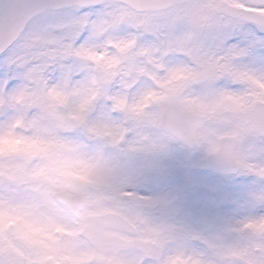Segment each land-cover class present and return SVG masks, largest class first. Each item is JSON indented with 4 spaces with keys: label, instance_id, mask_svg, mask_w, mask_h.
Returning a JSON list of instances; mask_svg holds the SVG:
<instances>
[{
    "label": "clouds",
    "instance_id": "obj_1",
    "mask_svg": "<svg viewBox=\"0 0 264 264\" xmlns=\"http://www.w3.org/2000/svg\"><path fill=\"white\" fill-rule=\"evenodd\" d=\"M185 8L197 34L264 18L260 0ZM202 55L157 73L135 49H114L111 64L93 53L78 82L28 81L0 95V264H264V213L195 231L155 218L159 202L134 189L145 167L137 155L170 144L264 179V72Z\"/></svg>",
    "mask_w": 264,
    "mask_h": 264
},
{
    "label": "snow or ice",
    "instance_id": "obj_2",
    "mask_svg": "<svg viewBox=\"0 0 264 264\" xmlns=\"http://www.w3.org/2000/svg\"><path fill=\"white\" fill-rule=\"evenodd\" d=\"M186 0H0V95L28 81L78 82L88 72L82 58L135 49L154 71L170 58L199 63L208 50L204 33L187 26ZM264 5V0H260ZM240 21L239 23H243ZM264 31V18L257 22ZM215 54L235 57L218 45Z\"/></svg>",
    "mask_w": 264,
    "mask_h": 264
},
{
    "label": "rangeland",
    "instance_id": "obj_3",
    "mask_svg": "<svg viewBox=\"0 0 264 264\" xmlns=\"http://www.w3.org/2000/svg\"><path fill=\"white\" fill-rule=\"evenodd\" d=\"M227 30L238 31L242 35L233 38V42H227ZM202 42L209 51H216L221 43L224 48L242 51L240 60L235 59L237 66L264 72V36L254 37L250 28L244 30L237 23L217 25L204 33ZM170 62L174 63L175 60L170 58ZM219 87L225 86L222 84ZM188 157L190 164L180 165L170 147L154 157L137 155V160L149 165V168L147 165L148 169L144 167L140 179L134 184V189H143L139 192L148 199L146 192L154 197L161 189L168 206H172L171 195L173 201H177L178 197L177 202L181 206L164 211L163 215L155 218L167 216L188 229L211 232L244 217L264 213V206L258 203L259 199L264 198V179L249 173L237 178H223L199 172L194 174L190 170L203 158L202 153L196 149ZM256 159L258 162L264 161V144L257 146ZM174 212L180 214L178 218L173 216Z\"/></svg>",
    "mask_w": 264,
    "mask_h": 264
},
{
    "label": "water",
    "instance_id": "obj_4",
    "mask_svg": "<svg viewBox=\"0 0 264 264\" xmlns=\"http://www.w3.org/2000/svg\"><path fill=\"white\" fill-rule=\"evenodd\" d=\"M203 167H204V168H205V167H207V168H212V169L215 168V167L212 166V165L209 166L207 162H204ZM219 171H221V170H219ZM221 172H222V173H233V172H224V171H221Z\"/></svg>",
    "mask_w": 264,
    "mask_h": 264
},
{
    "label": "flooded vegetation",
    "instance_id": "obj_5",
    "mask_svg": "<svg viewBox=\"0 0 264 264\" xmlns=\"http://www.w3.org/2000/svg\"><path fill=\"white\" fill-rule=\"evenodd\" d=\"M237 23H239V22H237ZM240 24L247 25L246 22H243V23H240ZM179 147H180V146H179ZM180 148H181V147H180ZM151 212H154L155 214L157 213V211H156L155 208H152V209H151Z\"/></svg>",
    "mask_w": 264,
    "mask_h": 264
}]
</instances>
